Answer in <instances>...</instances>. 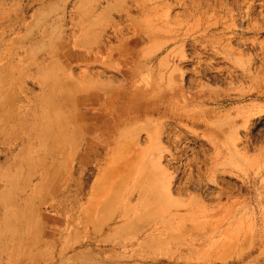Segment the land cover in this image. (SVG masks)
I'll return each mask as SVG.
<instances>
[{"label":"rangeland","instance_id":"374dc122","mask_svg":"<svg viewBox=\"0 0 264 264\" xmlns=\"http://www.w3.org/2000/svg\"><path fill=\"white\" fill-rule=\"evenodd\" d=\"M27 1L0 264H264V0Z\"/></svg>","mask_w":264,"mask_h":264},{"label":"crops","instance_id":"0c3cea01","mask_svg":"<svg viewBox=\"0 0 264 264\" xmlns=\"http://www.w3.org/2000/svg\"><path fill=\"white\" fill-rule=\"evenodd\" d=\"M27 4V0H0V75L11 73L10 68L23 47L20 64L26 65L31 57L26 48L29 40L24 36L32 24L25 14Z\"/></svg>","mask_w":264,"mask_h":264},{"label":"bare ground","instance_id":"6f19581e","mask_svg":"<svg viewBox=\"0 0 264 264\" xmlns=\"http://www.w3.org/2000/svg\"><path fill=\"white\" fill-rule=\"evenodd\" d=\"M136 32H138V31H136ZM99 179V178H98Z\"/></svg>","mask_w":264,"mask_h":264}]
</instances>
